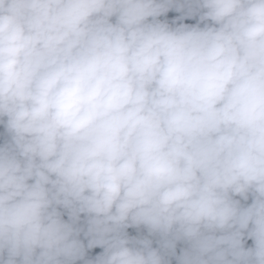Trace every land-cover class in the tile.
I'll return each mask as SVG.
<instances>
[{"label": "clouds", "instance_id": "9594fccd", "mask_svg": "<svg viewBox=\"0 0 264 264\" xmlns=\"http://www.w3.org/2000/svg\"><path fill=\"white\" fill-rule=\"evenodd\" d=\"M0 264H264V0H0Z\"/></svg>", "mask_w": 264, "mask_h": 264}]
</instances>
